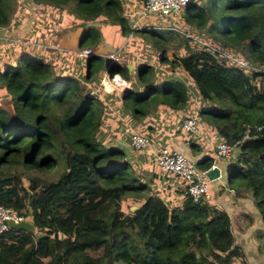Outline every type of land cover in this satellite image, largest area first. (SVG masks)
Here are the masks:
<instances>
[{
    "label": "trees",
    "instance_id": "trees-1",
    "mask_svg": "<svg viewBox=\"0 0 264 264\" xmlns=\"http://www.w3.org/2000/svg\"><path fill=\"white\" fill-rule=\"evenodd\" d=\"M32 1L67 7L74 18L92 21L81 32L79 47L98 41L97 21L117 24L121 34H164L148 26L132 28L121 0ZM15 4L0 0V26L8 24ZM184 21L250 66L204 45H186L168 59L172 70L188 74L207 103L197 106L198 118L225 141L239 142L227 183L234 190L240 183L249 192L264 221V0H188ZM99 58L92 52L85 57L83 77L52 72L45 59L27 52L0 65V88L14 110L9 114L0 105V204L29 216L34 225L32 231L9 228L0 234V264H229L242 252L233 244L223 208L195 202L185 189L183 201L167 207L135 177L122 148L95 137L101 102L90 91L97 73L93 61ZM160 58L167 59L164 49ZM151 68L138 66L137 81L144 87L130 83L120 94L123 106L136 119L151 107L181 113L186 87L177 78L149 82ZM106 71L129 80L125 63L108 58ZM211 160L203 155L195 165L205 169ZM13 166L27 175L26 186L20 173L9 171ZM237 214L236 220L246 218L239 226L247 227L251 216Z\"/></svg>",
    "mask_w": 264,
    "mask_h": 264
},
{
    "label": "crops",
    "instance_id": "crops-1",
    "mask_svg": "<svg viewBox=\"0 0 264 264\" xmlns=\"http://www.w3.org/2000/svg\"><path fill=\"white\" fill-rule=\"evenodd\" d=\"M41 8V3H34L32 0H18L8 24L0 26V65L13 61L18 54L16 48L12 47V45L5 47L4 45H6V42L19 41L18 39L22 37L23 43L27 46L24 52L39 58L42 57L45 59V54L48 52L52 53V50H63L62 53L67 50V52L72 53L65 55L68 58L77 59L79 62L78 70L70 69L66 71L78 77H83L85 72V57L76 52L80 48L77 46L78 42L76 46H61L60 42L56 40L58 36L61 38L63 35V29L69 27V25H71L69 23L77 18H74L64 11L62 15L65 16H61L58 23H61L62 19H64L63 24L65 25L63 26V24H61L59 26V29L56 31L58 35L50 34L49 32L46 34L42 30L43 23H41V21L43 13ZM57 12L59 11L57 10ZM123 14L125 15L124 10ZM66 15H69L72 19H68ZM96 25L100 28V37L98 41L91 46L92 52L100 55V57H106L108 53L118 50L117 48L121 41L120 39H113L115 38L114 36H111V38L105 36L103 30L112 29V33L116 34L117 32L119 33V26L106 22H100ZM54 27H56V25H54ZM128 34L132 35L133 33ZM47 39L53 41L49 42ZM89 46L90 45L81 47ZM168 57L169 55L167 58ZM7 58H11L12 60ZM121 59V56L118 55L119 62L125 63L128 71H130L129 83H132V85L138 88L141 87L138 81L135 84L132 82V72L136 70L135 66L138 61L133 64L134 59L132 58L126 61ZM103 72H105V67L95 74L96 78L94 83L96 88L91 91L101 102V114L99 117V124L95 130V137L103 144H112L122 148L124 157L130 162L135 177L144 183L152 192L159 195L167 207L170 208L179 205L183 201L184 182L180 177L170 171L161 169L156 164L154 153L161 147L165 146L170 149L181 151L191 157L195 163L203 155L212 156L210 165L215 163L221 168L222 172L225 170L226 165L231 163V160L222 158L215 159L214 145L218 140H221L222 137L215 131L212 132L211 127H209L210 131L200 118H197V128L194 132L185 131L181 128L179 119L196 113L197 106L187 107L186 105V108L180 111L181 113L176 112L173 108L168 106L159 107V109L151 107L143 117L136 119L131 115V112L123 106L120 98L121 92H105L99 88L98 82ZM132 132L146 134L149 139L148 145L144 148L132 147L129 143V137ZM218 161H220L221 164H219ZM235 186L238 191L228 185L225 174L221 175L216 180L210 181L209 203L215 204L227 212L233 235V244L237 245L241 250L243 260H245V262H248V259L254 261V258L258 260L259 257L257 256L256 249H253L256 246L258 247L254 239H258L257 235H260L259 232L260 229L264 227V221L260 218L257 209L254 207L249 192L244 189L240 183ZM239 212H245L251 216L250 224L247 227L239 226V223L246 220L245 217H239L237 220L235 219ZM255 231H257L256 237L254 236L256 234ZM253 237L255 238L253 239Z\"/></svg>",
    "mask_w": 264,
    "mask_h": 264
},
{
    "label": "rangeland",
    "instance_id": "rangeland-1",
    "mask_svg": "<svg viewBox=\"0 0 264 264\" xmlns=\"http://www.w3.org/2000/svg\"><path fill=\"white\" fill-rule=\"evenodd\" d=\"M121 1L123 3V10L125 16L127 17V22L130 26L133 24L136 27L138 26L153 27L154 29L164 33L162 36V35L151 34V32L149 31L132 30L129 33H133V34L129 35L128 33L121 34L120 32H119L120 34L118 32L116 34H113L112 29L103 30L105 36H108L109 38H111V36H114L115 38L113 39H117V40L120 39L121 42L119 44V47L117 48L118 49L117 54L121 56L122 58L121 60L126 61L132 58L134 59L133 64H135L138 61L135 66L136 70L132 72V78H133L132 82L134 84L137 83L138 79L136 76V71L138 66L142 63H147L152 66L151 72L147 75L149 78V82L151 81L158 85H162V83L165 82L166 80L177 78L180 81H182V83L187 89V105L201 106L207 104L205 101H203L201 98L198 97L196 92V85L194 84L193 80L188 76V74L182 68H178V70L176 69V71L172 70L170 68V64L168 60L174 54H181L183 48L186 45H189L190 47L191 45L197 46L195 42L189 37L188 33L193 36H198L201 39L203 38L204 40L205 39L208 40L206 37L202 36L201 32L203 30H194L192 26H190L186 21H184L185 13L180 18L171 22L170 25H165V21L158 14H153V13L148 14L144 12V10H142L143 7L142 0H121ZM17 3L18 0H16V4ZM44 4H42V8H41L43 13L42 16L43 22L40 20L41 23H43L42 30L46 34L49 32L50 34L58 35L57 34L58 32L56 31L59 29V26L63 24L64 19H62L61 23H58V20L60 19L61 16L62 17L65 16L62 14L64 13V11L67 12L68 8L54 7L47 3L45 5ZM57 10L59 12H57ZM68 14L72 15L70 12ZM66 17L68 19H72L69 17V15H66ZM100 22L103 23L102 21H97L94 24H99ZM87 23H93V22L92 21L85 22L80 19H74L73 22L69 23L71 24L69 25V27L63 29V35L61 36V38L58 36L56 40L60 42L61 46L62 45L76 46L80 34L83 31L84 27L87 25ZM54 25H56V27H54ZM64 25L65 24H63V26ZM186 38L190 39L191 41L188 42ZM156 39L157 42H155ZM18 40L19 41H15V42H6V45H4L5 47L12 45V47L16 48V50L18 51L17 56L22 52H24V49L26 50L27 47L23 43L22 37H20ZM47 41L52 42L53 40L50 41L47 39ZM161 49H164L166 56L169 55V57L166 60L160 58ZM52 51H53L52 53L51 52L46 53L44 57L45 61L49 63L52 72H56V73L64 72L70 69L78 70L79 62L77 61V59L68 58L65 55L70 52H67V50H65L64 53H62L63 50H52ZM7 59H11V58H7ZM107 62H108L107 57H100L99 59L94 60L92 66L95 69L94 74L99 70H102ZM98 86H99V82H98ZM143 87L144 85L142 84L141 87H139L138 89L142 90ZM94 88H96V86ZM94 88H92L91 91H93ZM0 105L7 108L6 110L9 112V114L14 113L8 92L4 91L2 88L0 89ZM194 114L197 115V109H196V113ZM201 118L204 117L201 116ZM218 163L221 164L220 161H218ZM21 170L22 168L19 166L17 167L13 166L9 169V171L12 173L14 171L20 173L22 175L21 177L22 183L24 186H26L28 182L27 181L28 178L27 175ZM132 208H133L132 206L129 207L130 210H132ZM26 219H30V217L27 216ZM255 233L256 234L254 236L256 237L257 231H255ZM259 233L260 235L259 236L257 235L258 239L253 237V239L255 238L254 241L256 242V245H258V247L256 246L255 248H253L254 250L256 249L257 256L259 257V258L257 257L258 260L254 258L253 259L254 261L248 259V262H245V260H243L242 254H237L233 256L229 264H264V227L260 229ZM248 252L252 253L251 251ZM86 253H88L91 256H96L100 254V252L97 250H86ZM114 264H118V263H114Z\"/></svg>",
    "mask_w": 264,
    "mask_h": 264
},
{
    "label": "built area",
    "instance_id": "built-area-1",
    "mask_svg": "<svg viewBox=\"0 0 264 264\" xmlns=\"http://www.w3.org/2000/svg\"><path fill=\"white\" fill-rule=\"evenodd\" d=\"M187 3L188 0H142V10L148 14H158L165 21V25H170L171 22L184 15ZM131 26L136 28L133 24ZM188 35L196 45H204L213 50L215 53L224 56L228 60L235 61L240 66L245 68L250 67L244 61L228 53L225 49L218 48L213 43L207 42L198 36H193L189 33ZM76 52L81 56H87L92 51L88 47H82ZM106 57L111 60L119 61L117 51L108 53ZM129 86V81L121 77L117 72L110 74L105 70L99 78V88L105 92L115 90L123 92ZM197 118V115L194 113L181 117L179 119L181 128L185 131L194 132L197 128ZM148 142L149 139L144 133L132 132L130 134L129 143L134 148H144L148 145ZM238 144L239 142L237 140L230 143L224 139L218 140L214 145L215 159L222 158L226 160H233L235 155L238 153ZM154 160L161 169L170 171L183 180L184 189L193 201L209 203L210 181L205 175V169L197 168L195 161L191 157L181 151L163 146L154 153ZM25 218L26 216L17 211L14 207L0 204V234L10 228L8 221L16 222Z\"/></svg>",
    "mask_w": 264,
    "mask_h": 264
},
{
    "label": "water",
    "instance_id": "water-1",
    "mask_svg": "<svg viewBox=\"0 0 264 264\" xmlns=\"http://www.w3.org/2000/svg\"><path fill=\"white\" fill-rule=\"evenodd\" d=\"M107 64L108 62L105 64V68H107ZM229 165L230 164H227L225 170L222 172L221 168L218 165L213 164L204 170L205 175L207 176L209 181L216 180L217 178H219L221 175L224 174L227 177ZM8 224L11 229H18L25 231H32L34 227L33 222L30 219H22L16 222L8 221Z\"/></svg>",
    "mask_w": 264,
    "mask_h": 264
},
{
    "label": "clouds",
    "instance_id": "clouds-1",
    "mask_svg": "<svg viewBox=\"0 0 264 264\" xmlns=\"http://www.w3.org/2000/svg\"><path fill=\"white\" fill-rule=\"evenodd\" d=\"M141 27H143V26H141ZM141 27H136V28H141ZM132 28H133V27H132ZM80 48H82V47H80ZM88 48H89V47H88ZM90 48H91V47H90ZM92 53H93V52H92ZM84 57H86V56H84ZM105 70H106V68H105ZM197 117H198V116H197ZM210 166H211V165H210ZM210 166H209V167H210ZM205 169H206V168H205ZM26 218H27V216H26ZM26 218H25V219H26Z\"/></svg>",
    "mask_w": 264,
    "mask_h": 264
}]
</instances>
